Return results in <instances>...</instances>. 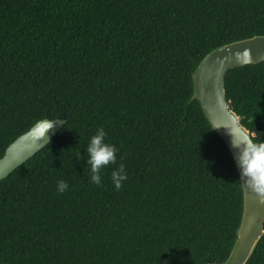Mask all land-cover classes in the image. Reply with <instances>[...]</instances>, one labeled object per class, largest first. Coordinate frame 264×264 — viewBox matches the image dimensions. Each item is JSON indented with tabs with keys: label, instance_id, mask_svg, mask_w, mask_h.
<instances>
[{
	"label": "trees",
	"instance_id": "obj_1",
	"mask_svg": "<svg viewBox=\"0 0 264 264\" xmlns=\"http://www.w3.org/2000/svg\"><path fill=\"white\" fill-rule=\"evenodd\" d=\"M255 34L264 0H0V157L66 119L0 180V264H223L242 186L192 72ZM225 89L264 163V61Z\"/></svg>",
	"mask_w": 264,
	"mask_h": 264
},
{
	"label": "water",
	"instance_id": "obj_2",
	"mask_svg": "<svg viewBox=\"0 0 264 264\" xmlns=\"http://www.w3.org/2000/svg\"><path fill=\"white\" fill-rule=\"evenodd\" d=\"M264 61V34L228 42L210 50L192 72L193 92L212 128L234 159L243 207L236 238L223 264H246L264 236V163L251 133L227 99L225 78L239 66ZM66 123L43 118L14 139L0 157V180L47 145Z\"/></svg>",
	"mask_w": 264,
	"mask_h": 264
}]
</instances>
